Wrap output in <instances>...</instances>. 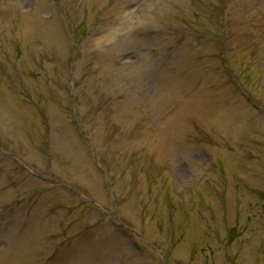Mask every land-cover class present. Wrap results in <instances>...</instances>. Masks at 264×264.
<instances>
[{
	"label": "rangeland",
	"instance_id": "374dc122",
	"mask_svg": "<svg viewBox=\"0 0 264 264\" xmlns=\"http://www.w3.org/2000/svg\"><path fill=\"white\" fill-rule=\"evenodd\" d=\"M0 264H264V0H0Z\"/></svg>",
	"mask_w": 264,
	"mask_h": 264
}]
</instances>
